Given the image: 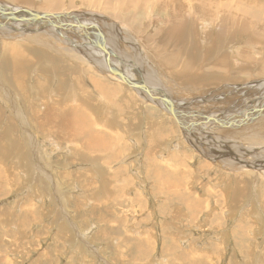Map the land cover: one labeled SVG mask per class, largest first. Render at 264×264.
<instances>
[{"label": "bare ground", "instance_id": "1", "mask_svg": "<svg viewBox=\"0 0 264 264\" xmlns=\"http://www.w3.org/2000/svg\"><path fill=\"white\" fill-rule=\"evenodd\" d=\"M78 5L102 6L112 18L106 16L100 22L97 15L90 21L91 14L85 10L82 18ZM142 11L163 19L153 29L161 41L142 28L138 20L144 16ZM121 18L135 22L130 26ZM60 65L69 70L65 80L57 79ZM0 68V96L11 112L22 114L23 102L22 110L33 120L28 121L38 136H43L40 130H49L62 142L81 144L87 150L86 161L93 165L101 155L97 164L102 171L107 166L106 173L113 177L120 169L108 165L132 149L126 142L122 145L121 136L137 140L142 125L149 144L144 177L153 189L164 193L172 211L177 209L176 201L195 220L196 213L209 212L210 198L216 200L215 206L226 204L225 189L216 190L212 183L214 175L231 180L236 196L247 191L246 182L264 180V0H0ZM27 69L48 70L45 74L58 84L56 89L45 86L50 89L43 91L45 81L36 73L28 77ZM25 81H31L28 88ZM64 92L67 102L61 104ZM132 95L164 107L178 124L185 149L203 159L195 162L199 171L215 168L213 164L218 167L196 186L199 194L181 183L182 175L172 161L155 157L163 140L171 142L177 136L169 120L156 118L154 111H143L144 123L117 119L136 106ZM49 100L52 106L45 105ZM98 107L103 122L101 118L97 122ZM5 145L2 156H6ZM178 154L170 158H185ZM84 183L89 191L90 182ZM204 195L207 198L202 200ZM134 199L141 202L135 193ZM237 204L236 200L231 205ZM178 222L183 224V219ZM213 225L220 228L216 222ZM242 235L246 238L242 232L233 233L237 241Z\"/></svg>", "mask_w": 264, "mask_h": 264}, {"label": "rangeland", "instance_id": "2", "mask_svg": "<svg viewBox=\"0 0 264 264\" xmlns=\"http://www.w3.org/2000/svg\"><path fill=\"white\" fill-rule=\"evenodd\" d=\"M101 4L104 5L103 2ZM78 6L81 11L91 14L87 17L90 21H95L98 16L100 22L106 16L112 18L102 10V6ZM83 13L80 12L82 18ZM143 13L142 19L138 20L143 23L142 28L148 31L145 32L153 36L156 34L153 29L161 26L163 19L156 15L148 17ZM121 21L130 26L135 22L125 18H121ZM149 24L154 27H148ZM67 25L82 28L76 23ZM83 27L91 29L85 24ZM153 37L157 42L163 39L161 37L160 40L157 34ZM60 67L55 71L57 79L63 77L65 80L69 70ZM2 70L0 68V73ZM46 71L27 69L26 74L31 77V73H36L38 79L45 81L43 91L50 89H45V86L56 89L58 84L51 81ZM30 83L25 81V88ZM49 92L52 93V90ZM27 93L30 94V91ZM60 97L61 93L58 100ZM131 97V103H136V106L129 108L130 112L122 113L121 117L116 115L117 119L121 122L129 119L143 122V111L146 114L154 111L156 118L160 115L169 120L178 137L170 139L171 142L168 140L164 143L163 140L155 157H158V161H172L178 174L184 177L181 176V183L190 186L189 191L194 190L195 194H199L196 186L205 183L218 167L213 164L215 168L208 166L209 169L199 171L195 162L203 159L191 156V152L185 149L187 144L179 133L178 124L164 107L133 95ZM61 99L64 101L61 104L67 102L66 92ZM22 105L23 102L22 114L16 110L11 112L7 107L9 104L6 106L0 96V264H264V207L261 206L264 192H260V188L264 190L263 179H255L251 185L246 182L247 191L236 196L231 180L220 179L213 174L212 183L216 184V190L220 186L225 189L226 204L220 207L217 201L219 205L215 206L216 200L210 198L209 212L196 213L194 220V215L193 218L187 215L176 201L173 205L177 209L179 207L178 211L167 208L164 193L153 189L150 180L144 177L147 165L144 153L149 144L145 142L146 132H141L142 125H139L138 135L135 134L137 140L125 134L121 136L122 145L126 142L128 149H132L130 153L118 154V158L108 165L109 169H120L119 174L113 177L111 173H106L107 166L102 171L103 168L97 164V160L102 159L99 158L101 155L93 165L86 161L87 150L81 144L70 140L62 142L49 130H40L43 136H38L29 122L33 120L24 114ZM45 105L52 106V102L49 100ZM100 108L96 112L97 122L104 117L102 114L100 116ZM99 130L104 128L99 125ZM106 136L110 138L111 135ZM178 141L181 146L177 145ZM3 143L6 144V156H2ZM177 147L180 148L179 152ZM173 153L184 154L185 158L179 156L180 159H171ZM188 175L189 179L185 181ZM85 181L90 182L87 184L89 191L84 189L86 184L83 186L82 183ZM134 193L141 202H133ZM206 198L204 195L202 200ZM236 200L238 204L232 206ZM179 219H183V224L178 222ZM215 222L220 228L213 225ZM234 231L244 233L246 238L242 235L237 241L233 236Z\"/></svg>", "mask_w": 264, "mask_h": 264}, {"label": "crops", "instance_id": "3", "mask_svg": "<svg viewBox=\"0 0 264 264\" xmlns=\"http://www.w3.org/2000/svg\"><path fill=\"white\" fill-rule=\"evenodd\" d=\"M92 194V192H90V195ZM36 236L38 235V231L36 232V234H35ZM1 241V240H0ZM0 244H1V242H0ZM0 248H1V245H0ZM130 251V250H129ZM0 256H2V250H0Z\"/></svg>", "mask_w": 264, "mask_h": 264}]
</instances>
